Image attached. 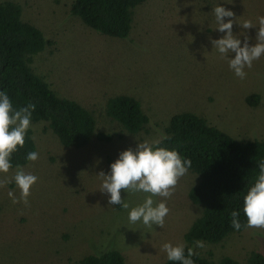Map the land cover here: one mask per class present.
<instances>
[{
	"label": "rangeland",
	"instance_id": "rangeland-1",
	"mask_svg": "<svg viewBox=\"0 0 264 264\" xmlns=\"http://www.w3.org/2000/svg\"><path fill=\"white\" fill-rule=\"evenodd\" d=\"M21 4L24 21L42 31L53 46L37 55L33 67L62 98L93 111L97 138L84 148L64 147L42 123L32 126L39 159L23 166L38 177L28 205L13 204L0 186V264H79L88 255L109 249L121 252L127 264H165L164 242L185 243L184 235L201 214L188 197L197 177L189 170L180 177L167 207L165 224L148 228L129 224L127 210L108 205L96 174L108 172L118 154L138 141L160 139L171 117L188 112L238 140H264V56L236 77L227 60L211 52L217 30L212 7L222 3L238 21L256 23L264 15V0H149L135 8L127 39L112 38L88 28L70 14L72 0H0ZM234 19V18H225ZM240 31L233 24V32ZM253 37L256 28L247 30ZM257 94L255 107L246 103ZM137 99L149 116L147 132L127 133L105 112L109 98ZM15 168L0 174L10 180ZM122 198L126 193L121 190ZM147 193L127 195L130 206ZM165 198L154 196V202ZM186 245V243H185ZM213 260L229 256L244 262L249 253L264 254V228H248L218 245H205Z\"/></svg>",
	"mask_w": 264,
	"mask_h": 264
},
{
	"label": "trees",
	"instance_id": "trees-1",
	"mask_svg": "<svg viewBox=\"0 0 264 264\" xmlns=\"http://www.w3.org/2000/svg\"><path fill=\"white\" fill-rule=\"evenodd\" d=\"M149 0H72L70 14L85 26L102 35L127 39L133 29L135 8ZM21 4L0 2V90L7 92L14 107L35 104L31 125L42 123L46 130L57 136L67 148L81 149L91 140L110 141L112 136L97 131V118L93 111L78 102L60 97L36 73L33 62L37 55L53 46L40 29L22 18ZM261 98L257 94L247 97L246 103L255 107ZM107 117L118 123L129 134L147 132L149 116L141 103L128 95L108 99ZM32 126L25 137V145L13 154V168L25 166V156L36 151ZM162 146L176 148L191 160L188 169L196 175L188 197L199 206L201 214L185 233L186 247L195 240L205 245H218L245 229L230 226L229 213L242 209V195L258 172L257 163L264 160V140H238L212 126L193 113H180L171 117L159 139ZM240 219L244 216L241 211ZM195 264H264V254L249 253L244 262L226 256L213 260L210 253L195 248ZM79 264H127L125 256L109 249L88 255ZM165 264H178L166 261Z\"/></svg>",
	"mask_w": 264,
	"mask_h": 264
},
{
	"label": "clouds",
	"instance_id": "clouds-1",
	"mask_svg": "<svg viewBox=\"0 0 264 264\" xmlns=\"http://www.w3.org/2000/svg\"><path fill=\"white\" fill-rule=\"evenodd\" d=\"M232 3L231 0H224ZM216 27L214 30L223 33L219 38H210L212 51L221 59L227 60L233 74L244 79L246 69L253 67V62L264 56V15L256 18V23L245 19L237 20L235 13L224 4L217 3L212 7ZM234 18L227 19L225 18ZM240 27V31L233 32V24ZM256 28L255 42L248 35L247 30ZM35 104L14 107L7 92L0 90V174H7L13 168L12 157L19 148L25 145V137L30 129ZM26 161L34 162L39 159L38 151H29ZM191 167V160L182 156L176 148L162 146V141H138L134 148L121 151L118 157L110 163L109 171H100L99 191L107 196L108 205H119L127 210L129 224H142L148 228L163 227L165 217L170 209L167 199L171 197L180 177L184 176ZM258 172L249 183L246 192L242 195V209L232 210L229 213L230 226L235 230L248 228H264V160L257 163ZM38 177L25 171L21 165H16L10 180H0L3 183H13L18 189V196L14 190L8 191L13 204L22 202L28 205L31 187ZM121 190L126 193L122 198ZM143 192L146 195L142 203L130 206L127 195ZM165 199L154 202L153 197ZM241 211L244 221L240 219ZM202 240H195L194 246L186 247L185 243L164 242L160 250L166 254V260L178 264H195L192 257L196 254L195 248H204Z\"/></svg>",
	"mask_w": 264,
	"mask_h": 264
}]
</instances>
